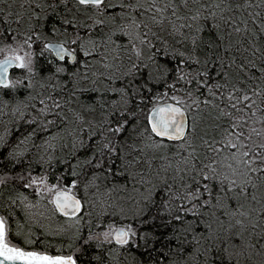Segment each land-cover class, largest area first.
I'll return each mask as SVG.
<instances>
[{"label": "snow or ice", "instance_id": "obj_1", "mask_svg": "<svg viewBox=\"0 0 264 264\" xmlns=\"http://www.w3.org/2000/svg\"><path fill=\"white\" fill-rule=\"evenodd\" d=\"M85 260L264 264V0H0V264Z\"/></svg>", "mask_w": 264, "mask_h": 264}, {"label": "trees", "instance_id": "obj_2", "mask_svg": "<svg viewBox=\"0 0 264 264\" xmlns=\"http://www.w3.org/2000/svg\"><path fill=\"white\" fill-rule=\"evenodd\" d=\"M13 227H15V225H13ZM27 229L25 228L24 231H26ZM34 231L40 233L39 235H37L36 237H34L38 243L39 241H42V240H49L51 241L54 245L55 244H60V243H63V244H67L68 243V240L66 237H55V236H51V235H48V236H45L42 234V230L41 229H34ZM13 239L17 242V243H22L23 240H21V238L19 237H16L15 235H13ZM85 264H86V260H85Z\"/></svg>", "mask_w": 264, "mask_h": 264}, {"label": "rangeland", "instance_id": "obj_3", "mask_svg": "<svg viewBox=\"0 0 264 264\" xmlns=\"http://www.w3.org/2000/svg\"><path fill=\"white\" fill-rule=\"evenodd\" d=\"M19 238H21V240H23V236H21V237H19Z\"/></svg>", "mask_w": 264, "mask_h": 264}]
</instances>
